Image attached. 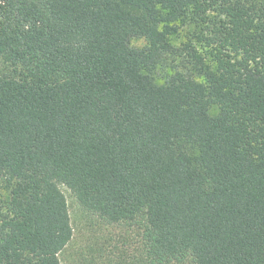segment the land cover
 I'll use <instances>...</instances> for the list:
<instances>
[{"label":"trees","instance_id":"trees-1","mask_svg":"<svg viewBox=\"0 0 264 264\" xmlns=\"http://www.w3.org/2000/svg\"><path fill=\"white\" fill-rule=\"evenodd\" d=\"M62 187L125 233L83 264H264V0H0V264Z\"/></svg>","mask_w":264,"mask_h":264},{"label":"rangeland","instance_id":"rangeland-1","mask_svg":"<svg viewBox=\"0 0 264 264\" xmlns=\"http://www.w3.org/2000/svg\"><path fill=\"white\" fill-rule=\"evenodd\" d=\"M144 39H136L133 44L141 46ZM68 203L70 222L73 236L65 250L60 255L62 264H83V256L88 255L92 248L95 250L104 244H120L119 239L125 235L121 228L107 226L100 223L96 218L86 215L78 205L70 190L62 187Z\"/></svg>","mask_w":264,"mask_h":264}]
</instances>
